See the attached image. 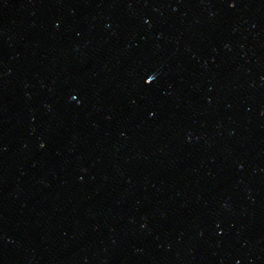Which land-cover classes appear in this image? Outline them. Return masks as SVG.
Listing matches in <instances>:
<instances>
[{"label":"water","instance_id":"95a60500","mask_svg":"<svg viewBox=\"0 0 264 264\" xmlns=\"http://www.w3.org/2000/svg\"><path fill=\"white\" fill-rule=\"evenodd\" d=\"M0 264H264V0H0Z\"/></svg>","mask_w":264,"mask_h":264},{"label":"snow or ice","instance_id":"6c2138e0","mask_svg":"<svg viewBox=\"0 0 264 264\" xmlns=\"http://www.w3.org/2000/svg\"><path fill=\"white\" fill-rule=\"evenodd\" d=\"M153 80V77L152 76H149L146 80H145V83H150L151 81ZM73 99L75 100L76 97H73Z\"/></svg>","mask_w":264,"mask_h":264}]
</instances>
